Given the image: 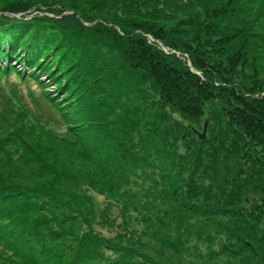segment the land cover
I'll list each match as a JSON object with an SVG mask.
<instances>
[{
	"label": "rangeland",
	"instance_id": "374dc122",
	"mask_svg": "<svg viewBox=\"0 0 264 264\" xmlns=\"http://www.w3.org/2000/svg\"><path fill=\"white\" fill-rule=\"evenodd\" d=\"M36 1L39 4L46 2ZM55 1L66 2L74 9L65 10L63 14L77 12L112 16L98 11L102 7L107 8L110 0ZM115 1L110 9L112 14L116 8H120L132 13L147 14L143 16L146 18H159L165 24L163 29L183 28L185 37L182 38L194 46L204 42V26L218 15L217 12L225 8L236 9L240 21L233 22L238 26L242 22L252 26L244 40L248 66L245 70H242L241 65L238 66L237 81L244 80L250 88L255 87L249 93L255 98L264 97V0H127L125 7L121 5L124 0ZM175 2L176 6L173 7ZM101 21L105 24L104 20ZM90 22H85V25L88 27L96 23ZM125 25L128 23L125 22ZM63 31L66 38L63 32L59 31L58 34L65 39L66 44L68 35L66 30ZM217 31H213V35ZM233 33H238L234 26L230 33L219 36L216 46L210 45L209 48H219L222 40L227 36L233 37ZM93 34L102 35L99 31ZM106 37L116 45H106L108 48H103L105 54L101 56L106 59L100 58L97 63L103 64V70L107 73L105 79L100 81L106 88L103 93L108 95L105 102L115 103L114 95L118 92L123 102L127 103L126 98H129L131 102L127 104L126 111L136 120V126L130 132H119L116 129L111 133L104 130L102 136L93 133L85 153L81 145L74 148L59 143L55 151H45L40 156L34 153L33 157L26 159L20 154L24 151L23 145H20L21 151L18 152L16 146L7 142L6 147L15 159L3 162L4 154L0 153V177L5 178L1 182L7 180L36 191L49 189L58 199L53 203L55 200L41 198V201L45 200L46 213L60 214L61 219L68 213L75 216L70 221H60L63 239L48 240L52 246L65 253L77 246L73 240L77 235L90 231L100 234L109 242L100 248L104 257H116L120 252L118 249L124 247L129 249L134 260L154 264L263 262L264 141L240 136V127L232 125L221 111L210 113L208 104L194 107L186 102L187 99H183L174 100L173 105L168 106L167 100L164 101L160 91H156L151 82H146L144 86L148 94L139 93L137 83H134L137 74L134 76L116 71V75L114 69L120 67L121 63L110 60L111 55H118L125 44ZM149 37L153 38L150 34ZM88 40L84 41L86 44L81 43L84 49L93 48L92 39ZM228 42L230 39L223 45ZM178 57L189 59L186 55ZM187 63L191 65V61ZM52 65V69L58 72V79L64 81L69 74L68 70L54 62ZM189 68L202 81H207V76L209 81L210 70L203 73L199 67ZM29 71L26 65L17 64L14 70L1 72L0 99L4 98L1 93H9L13 99L21 100L33 115H42V120L56 123L48 126L52 128L51 132L73 139L69 129L56 122L57 116L51 110V105L43 100L41 81L50 83L48 89L55 94L57 92L53 90V82L43 73H40L42 79H36L35 76L23 79ZM114 73L119 76V82L117 79L115 82L111 80ZM141 79L148 81L144 76ZM116 82L129 84L131 88L118 91L115 88ZM216 85H220L219 82ZM216 88L220 91V86ZM206 95L211 97L208 92ZM139 101L143 106L135 110ZM247 112L251 114L250 118L264 119V108L260 111L247 109ZM107 120L105 122L111 128L113 125L108 124ZM206 120V136L200 138L198 133L204 132ZM32 121L29 119L27 122L30 124ZM251 132L255 139L253 129ZM44 136L42 133L41 139ZM105 136H110L105 139L108 143L116 142L117 150H113L114 145L105 149ZM9 140H13L12 136ZM14 140L12 142L16 144ZM189 203L208 208L212 211L208 213L215 212L217 216L213 222H208L199 213L187 211V207L192 206ZM229 206L235 209L227 210ZM239 208L249 216L246 217L250 219L249 222L245 221V215L241 214ZM229 217L236 220V223L229 221ZM251 224H254V236L245 237L244 233L250 232ZM261 246L262 251L259 250Z\"/></svg>",
	"mask_w": 264,
	"mask_h": 264
},
{
	"label": "trees",
	"instance_id": "16d2710c",
	"mask_svg": "<svg viewBox=\"0 0 264 264\" xmlns=\"http://www.w3.org/2000/svg\"><path fill=\"white\" fill-rule=\"evenodd\" d=\"M111 2L107 8L102 7L98 11L112 16H99V14L77 12L63 14L65 10L74 11V9L66 2L55 0H46L42 4L37 3L36 0H0V73L14 70L17 64H24L30 71L23 79L33 76L42 79L40 73L48 75L57 93L54 94V91L48 89L50 84L41 81L43 100L51 105V110L57 116L56 122L67 127L69 134L74 137L68 139L54 134L51 132L52 128L48 126L56 123L47 119L42 120V115H33L21 100L13 99L7 92L1 93L4 97L0 99V153L4 154L3 162L15 159L6 147L7 142L16 146L18 152L21 151L20 145H23L24 151L20 154L28 159L33 157L34 153L40 156L42 152L55 151L59 143L74 148L81 145L85 153L87 144L95 132L102 136L105 134L104 130L110 133L115 132L116 129L119 132L133 130L136 120L126 111L127 104L131 102L129 98H126L127 103L123 102L118 92L114 95L115 103L105 102L108 95L103 93L106 88L100 81L105 79L107 73L103 70V64L97 63L105 54L103 48L107 47L106 45H116L106 36L125 44L118 51V55H111L110 60L121 63L120 67L114 69L115 73L123 71L134 76L137 74L134 83H137L139 93L148 94L144 86L146 82H151L155 85L156 91H160L164 101L167 100L168 106L173 105L174 100L183 99H187L186 102L194 107L208 104L210 113L215 110L217 113L221 111L232 125H238L240 136L264 141V119L250 118L251 114L247 112V109L260 111L264 108V97L255 98L249 94L255 87L250 88L244 80L237 81L238 66L241 65L242 70L248 66L244 40L248 35L247 31L252 30V26L246 25V22L238 26L233 22V20L240 21L236 9L225 8L222 12H217L218 15L211 18L204 26L206 29L204 42L194 46L182 38L185 37L183 28L163 29L165 25L163 20L143 17L147 14L141 12L132 13L116 8L112 14L110 9L116 1ZM126 3L127 0H124L121 5L125 7ZM175 6L176 2L173 7ZM35 12L37 15L34 14ZM17 13L19 16L11 15ZM144 18L147 20H143ZM101 20H104L105 24ZM89 21L96 23L87 27L85 22ZM125 22L128 25H125ZM233 26L235 31L238 30L237 34L233 33L234 41L233 37L227 36L222 40L219 48L215 50L209 48L210 45L216 46L219 36L230 33ZM63 30H66L68 35L66 44H64L65 39L58 34L59 31L63 32V37L66 38ZM215 30L218 31L213 35ZM98 31L102 33L101 36L93 34ZM149 34L153 38L149 37ZM87 39H92L93 48L82 47L81 43L86 44L84 41ZM228 39L230 42L223 45ZM235 42L242 44L237 45ZM178 55H186L189 59L182 57L180 59ZM101 59L105 60L106 57ZM188 61H191L190 66ZM53 62L68 70L69 74L64 81L59 80L58 72L52 69ZM191 66L199 67L203 73L210 70L209 81L208 76L207 81H202V78L189 68ZM115 73L110 78L119 82V76H115ZM140 75L146 77L148 81H142ZM108 81L109 79L106 82ZM118 82L115 86L118 91L122 88H131L129 84ZM218 82L220 85H216ZM219 86L220 91H217L216 87ZM207 92L211 97L206 95ZM139 96L142 97L140 94ZM137 105L135 110L143 106L141 101ZM165 105L167 106L166 103ZM29 119L33 120L30 124L27 122ZM105 119L108 124L113 125L111 128ZM192 129L195 131L193 127ZM251 129L256 134L255 139ZM42 133L45 134L44 139L40 137ZM11 136L13 140L16 137L14 140L16 144L12 142L13 140H9ZM109 137L104 138L105 149L114 145L113 150H117L116 142L110 144L105 140ZM2 179L5 178L0 177V264H154L143 257L148 262L134 260L129 249L124 247L118 249L120 252L116 257H104L100 248L109 242L100 234L90 231L77 235L76 239H73L77 246L69 249L67 254L55 248L48 240L63 239L60 221H70L75 216L68 213L61 219L60 214L46 213L47 206L45 207V200L41 201V198L55 200L53 203L58 199L49 189L36 191L22 188L21 184L9 183L7 180L2 183ZM189 204L194 208L189 206L187 211L199 213L208 222H213L217 216L215 212L208 213L212 212L208 208H202L196 203ZM226 209L235 208L229 206ZM239 209L242 211L241 208ZM241 214L245 215L243 211ZM230 215L235 217L234 213ZM246 217L249 216L245 215V221L249 222L250 219ZM229 221L236 223V220L233 221L230 217ZM251 225L250 232L244 233L245 237L254 236L252 231L254 224ZM252 250L256 252L254 247ZM259 250L262 251V246ZM259 263L264 264V258L263 262Z\"/></svg>",
	"mask_w": 264,
	"mask_h": 264
},
{
	"label": "water",
	"instance_id": "95a60500",
	"mask_svg": "<svg viewBox=\"0 0 264 264\" xmlns=\"http://www.w3.org/2000/svg\"><path fill=\"white\" fill-rule=\"evenodd\" d=\"M207 124H208V120L205 121V128H204V132L203 133H198L200 138H205L206 134V127H207ZM196 131V130H195ZM197 132V131H196Z\"/></svg>",
	"mask_w": 264,
	"mask_h": 264
},
{
	"label": "bare ground",
	"instance_id": "6f19581e",
	"mask_svg": "<svg viewBox=\"0 0 264 264\" xmlns=\"http://www.w3.org/2000/svg\"><path fill=\"white\" fill-rule=\"evenodd\" d=\"M3 63H7V62H3ZM101 68V67H100ZM86 86V85H85Z\"/></svg>",
	"mask_w": 264,
	"mask_h": 264
}]
</instances>
